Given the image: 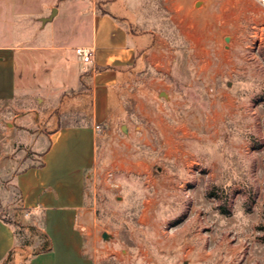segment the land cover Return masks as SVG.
I'll use <instances>...</instances> for the list:
<instances>
[{
  "label": "rangeland",
  "instance_id": "rangeland-1",
  "mask_svg": "<svg viewBox=\"0 0 264 264\" xmlns=\"http://www.w3.org/2000/svg\"><path fill=\"white\" fill-rule=\"evenodd\" d=\"M149 6L136 26L155 33L143 43L154 64L125 78L96 134L85 187L92 244L103 260L113 252L133 264H264V13L253 12L264 2ZM10 19L0 15V28L12 22L15 40L37 39L40 22ZM59 114L27 98L0 101L6 218L25 224L14 175L39 161L49 127L68 119ZM40 231H23L28 252Z\"/></svg>",
  "mask_w": 264,
  "mask_h": 264
},
{
  "label": "crops",
  "instance_id": "crops-1",
  "mask_svg": "<svg viewBox=\"0 0 264 264\" xmlns=\"http://www.w3.org/2000/svg\"><path fill=\"white\" fill-rule=\"evenodd\" d=\"M151 1L0 0L7 6L0 15L40 22L34 41L15 40L12 22L0 28V101L27 98L68 118L49 127L37 150L42 165L21 169L13 179L23 223L38 226L50 247L20 249L11 264H133L113 252L103 260L93 246L85 187L96 134L112 116L115 93L142 63L154 64L155 53L144 41L155 33L136 26L147 20ZM77 47L90 49L88 62ZM14 247L13 226L0 216V264Z\"/></svg>",
  "mask_w": 264,
  "mask_h": 264
},
{
  "label": "trees",
  "instance_id": "trees-1",
  "mask_svg": "<svg viewBox=\"0 0 264 264\" xmlns=\"http://www.w3.org/2000/svg\"><path fill=\"white\" fill-rule=\"evenodd\" d=\"M32 165L40 166V165H42V161H39L37 164L27 165L24 168L30 167ZM0 216H1V219L3 221H5V222H7L13 226V232H14V236H15V247L8 251V253H7V255H6V257L2 263V264H7L11 261L12 254L15 253V250L17 248H19V251H20V249L24 250L25 247L28 246V242L26 240L20 241V239H22L21 236H23V233H24L23 231H25L26 229H29V230L33 229L35 227V225H29V224L25 225V224L19 223L15 220H11L9 218H6L3 214H0ZM39 235H40L39 237H40L41 243H40L39 249H37L36 251H44L50 247V243H49L47 236L42 231H40ZM36 251H32V253H35Z\"/></svg>",
  "mask_w": 264,
  "mask_h": 264
},
{
  "label": "built area",
  "instance_id": "built-area-1",
  "mask_svg": "<svg viewBox=\"0 0 264 264\" xmlns=\"http://www.w3.org/2000/svg\"><path fill=\"white\" fill-rule=\"evenodd\" d=\"M75 52L82 57L83 61L88 62L90 60L89 48L77 47L75 48ZM96 128H99V126L96 125Z\"/></svg>",
  "mask_w": 264,
  "mask_h": 264
},
{
  "label": "water",
  "instance_id": "water-1",
  "mask_svg": "<svg viewBox=\"0 0 264 264\" xmlns=\"http://www.w3.org/2000/svg\"><path fill=\"white\" fill-rule=\"evenodd\" d=\"M54 14H55V8L51 11V14H50V16L48 17V18H46V19H50L51 17H53L54 16ZM102 238H107V234H106V232H103L102 233ZM182 264H187L186 262H183Z\"/></svg>",
  "mask_w": 264,
  "mask_h": 264
},
{
  "label": "bare ground",
  "instance_id": "bare-ground-1",
  "mask_svg": "<svg viewBox=\"0 0 264 264\" xmlns=\"http://www.w3.org/2000/svg\"><path fill=\"white\" fill-rule=\"evenodd\" d=\"M262 1L264 2V0H262ZM253 12H254V14H257L259 16L258 18H260V17H262V13H264V10L258 9V10H253ZM262 20L263 19L260 18L258 21H262Z\"/></svg>",
  "mask_w": 264,
  "mask_h": 264
}]
</instances>
